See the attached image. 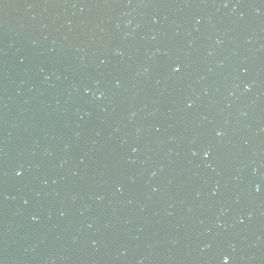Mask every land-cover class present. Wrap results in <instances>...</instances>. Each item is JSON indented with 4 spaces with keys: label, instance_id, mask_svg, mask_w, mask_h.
<instances>
[{
    "label": "water",
    "instance_id": "obj_1",
    "mask_svg": "<svg viewBox=\"0 0 264 264\" xmlns=\"http://www.w3.org/2000/svg\"><path fill=\"white\" fill-rule=\"evenodd\" d=\"M0 264H264V0H0Z\"/></svg>",
    "mask_w": 264,
    "mask_h": 264
},
{
    "label": "snow or ice",
    "instance_id": "obj_2",
    "mask_svg": "<svg viewBox=\"0 0 264 264\" xmlns=\"http://www.w3.org/2000/svg\"><path fill=\"white\" fill-rule=\"evenodd\" d=\"M204 155H205V156H207V155H208V153H207V152H205V153H204ZM225 259L227 260V257H225Z\"/></svg>",
    "mask_w": 264,
    "mask_h": 264
}]
</instances>
